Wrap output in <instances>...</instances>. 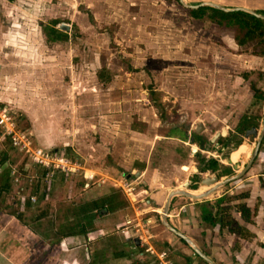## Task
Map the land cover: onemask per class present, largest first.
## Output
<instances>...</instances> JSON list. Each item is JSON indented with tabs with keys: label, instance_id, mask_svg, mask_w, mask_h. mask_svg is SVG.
I'll list each match as a JSON object with an SVG mask.
<instances>
[{
	"label": "rangeland",
	"instance_id": "1",
	"mask_svg": "<svg viewBox=\"0 0 264 264\" xmlns=\"http://www.w3.org/2000/svg\"><path fill=\"white\" fill-rule=\"evenodd\" d=\"M49 19H57L58 28L60 24L68 26L64 30L67 39L45 48H38L37 44L29 48L27 44L26 51L33 49L27 53L32 55V63L28 65L33 64V55H41V62L60 65V71L51 70L55 78L74 80L76 85L73 96L66 92L62 100L69 114L59 132L62 134L57 142L45 149L61 148L63 156L77 161L83 168L92 169L103 182L83 188L82 170L66 176L55 170L48 179V197L35 204L38 206L35 212L71 217L74 222L56 223L59 226L56 229L49 219L51 217L45 216L42 223L26 225L55 244L70 230L83 235L81 227L96 229L94 221L102 220L103 225L100 223L97 230L106 235L103 241H95L93 245V248L96 245L102 248L99 249L101 262H96L95 258L92 264H124L127 261L129 264H156L154 254L143 252L138 255L143 247L131 248L132 243L130 245L126 239L135 237L132 229L121 230L122 225L117 227L124 214L132 218L134 209L145 207L136 201L139 185L135 187L133 184L135 193L129 199L118 182L125 178L123 173L144 170L146 179L157 178V185L165 181V187L187 189L202 185L203 177L215 176L221 180L236 173L248 160L256 141V136L245 137V130L237 127L239 119L248 116L254 123L252 126L260 129L263 100L256 99L253 93L254 89L264 91V70H260L264 63L251 57L249 45L225 46L218 30L192 19L188 10L176 0H0V27H3V31L0 30V59L13 51L9 40L14 34L19 39L23 35L26 40H43L39 24L44 25ZM13 23H17L16 26ZM71 55H74L72 66L69 65ZM50 66L53 69V65ZM53 97L57 96L50 94L46 99L52 101ZM57 105L51 106L60 109ZM56 112L51 111L49 123L52 126L64 118ZM12 115L19 129L32 131L19 113ZM70 116L73 121L68 119ZM198 124L202 128L196 132ZM221 129L226 131L225 135L217 137L209 144L208 150H204L207 140ZM71 138L75 139L71 145L74 143L81 151L67 146L62 148L63 143L70 142ZM192 138L198 139L200 144L190 140ZM95 142L101 147L100 154L91 149ZM7 144L1 136V177L5 178L10 166L24 175V165L26 176L41 183L43 169L27 166L22 154ZM239 147L243 150L236 154ZM192 149L208 163L216 161V169H205V161L199 164L194 161ZM106 153L112 160H105L104 156L99 158ZM230 155L237 156L234 163H231ZM113 158L125 167L118 166ZM263 160L264 143L259 146L250 168L240 178L217 189V194L209 197L227 192L224 197L230 199L257 187V181H264L257 175L264 171L261 168ZM184 161L193 166L194 171L192 168L182 170L180 166ZM107 164L113 167L108 168ZM227 171L230 174L221 177ZM174 205L178 207L179 203ZM152 215L156 219L154 226L145 221ZM141 218L146 235L164 228L158 214L149 207L146 212L142 211ZM170 220L175 222V219ZM97 237L99 235L95 234L94 239ZM161 239L151 236L148 242L156 252L164 250L173 264L187 262L181 258L180 248H170ZM151 241H157L156 245ZM183 244L186 243L177 242L185 248ZM108 248L109 252L117 250L118 257L105 259L111 257V254L106 256ZM196 264L203 263L197 260Z\"/></svg>",
	"mask_w": 264,
	"mask_h": 264
},
{
	"label": "crops",
	"instance_id": "2",
	"mask_svg": "<svg viewBox=\"0 0 264 264\" xmlns=\"http://www.w3.org/2000/svg\"><path fill=\"white\" fill-rule=\"evenodd\" d=\"M176 1L179 3L178 0ZM184 2L188 4H198L201 2L214 3L225 8L242 7L250 9L255 13L264 15V0H184ZM200 7H204L201 11V16L194 17L190 14L191 18L201 21V24L207 26L208 28L218 30L220 34V40L222 39L225 46L241 47L249 45V47H252V45L256 43V39H253L245 42L242 45L238 44L237 40L235 39L234 28L212 22L210 16L213 15V12L210 8L213 7L208 5ZM185 8L187 10L191 9L188 7ZM2 23L4 24V22H1V24ZM13 24L16 26L17 23ZM67 27V25L60 24L59 28H57L61 31H64L67 29ZM0 30L3 31V27H0ZM40 33L43 35V40L40 41L34 38L26 40L23 38V35L19 39L16 34H14L9 40V42H12L11 44H13V51L11 54H5L3 58L0 59V107H6L9 110L12 118H14L12 114L17 115L19 113V116L23 117L29 127H31L32 131L27 132L32 137V141L42 148L49 149L48 147L50 144L57 142L58 138L61 136L62 133L60 134L59 132L61 131L62 124L63 122H66L67 118L65 117L69 115L65 109L66 105L62 100L65 99L66 92H69L73 96L72 93L74 92V85H76V83L74 80L64 81V78L57 76L55 78V76H53L54 73L52 75L51 70L57 69V71H60V65H56L55 62L53 64L46 61L41 62V55H38L39 57L37 55H33V64L28 65L32 63V61H30L32 55L28 56L27 53H29L28 50L30 53L33 51V49H29L32 48L33 45L37 44V46H39L38 48H45L46 46L50 47L49 44H53L54 46L55 44L59 43L46 41L43 32V24H39V34ZM27 44H29V48L26 51L25 49L28 47L26 46ZM250 55L256 60H261V63H264V56H256L253 54ZM73 56L74 55H71V61L69 65L73 64ZM55 58L56 57H49V59H54L57 61L58 59ZM43 59L46 60V57L43 56ZM50 65H53V69ZM260 70H264V68H261ZM94 77L97 80V77ZM50 94H54L55 96L59 97V99H54L57 97H53L52 101L48 98L46 99V97H48ZM61 102L62 106H60ZM52 104L53 106L58 104L57 108L60 109L55 110V108L51 106ZM34 106H37V108ZM63 109H65V111H63ZM51 111H57L59 114L64 115V118L61 119L59 124L54 125L55 127L49 123V120L52 116ZM68 119L72 120V117L70 116ZM13 120L16 122L15 118ZM95 121L93 123H95ZM70 123L72 126V122ZM53 128L58 134H56ZM62 130L65 131V128H62ZM1 136L2 135L0 134V138ZM2 137L6 139V137ZM73 140L75 139L73 138L70 142L65 141L66 143H63L62 148L67 146L72 149L75 148L77 151H81L79 146L77 147V145H74V143L71 145ZM190 140H192L197 145L200 144L198 139L192 138ZM6 143H8L7 139ZM7 145L11 149L9 143ZM59 147L61 146L59 145ZM100 148L97 142L91 146V149H95L96 151L98 150L99 154L101 153ZM50 150L55 153L59 151L60 155H65L61 148L51 147ZM194 153L195 149H192L191 155L193 156ZM238 153L239 152L236 154ZM103 156L105 160L110 158L109 153L100 155L99 158ZM113 160L118 166H121L122 168L125 167L120 165L121 163L116 162L114 158ZM182 163L184 164L180 166L182 170L187 171L189 168H192L194 171L193 166H190V164H187L185 161ZM26 165L32 167L29 163ZM111 165L112 164H107L108 168L113 167ZM10 170L11 169H9V172L7 170L5 178H2L0 175V183L6 182L7 186L0 192V264H92L95 258L96 262L97 260L98 262H101L99 251L100 247L96 245L93 248V245L95 244V241L100 240L101 242L104 240L106 233L101 235L104 232L102 230H97V227H100V223L102 224L103 221L95 220L94 223L96 229H88L83 233V235L76 233L73 231L74 229L70 230V232L63 234V237H60L57 243L51 244L47 237L43 238L45 236L35 233L26 224L30 223L32 225H37L42 223L45 216H47V218L51 217L49 219L52 220L53 227L59 229V226L56 223L66 224V221L68 223H73L74 221H71V217L67 218L66 216L60 217L57 214H47L46 211L35 212V209L38 207L35 204L37 202H43L48 197L50 189L49 181L47 183H44L43 180L41 183L39 181H34V183H32L33 185H28L24 192L17 193L19 186L23 185L22 183H24L23 179L28 174L26 166L23 165L24 175L20 174L17 170V175L19 177L18 183H14L12 181ZM41 174H44V170ZM63 174L64 176L68 175V173ZM123 175V177L126 178L123 179L131 182L135 185V187L139 185L140 188H138L140 190H138L136 194L139 195L137 197L138 202H141L145 206L142 208V211L146 212V208L149 207L150 210L154 212V214H158L159 216L160 210L168 192L173 189L168 186L165 187V181L158 182L157 185V178L154 176L150 177V179H146L144 170H131L130 174L123 173ZM257 175L264 180V173L262 171ZM36 176L39 177L40 174ZM224 176L226 175H222L221 177ZM257 182V187H253L245 192L247 193L246 196H234L231 197L230 200L228 199L227 202L220 204V206L223 205L229 207L228 210H224L220 214L219 218L222 225L215 223L211 226L205 220L201 219V209L199 207V203L203 200H208L211 203L213 202L211 198L216 199L220 196L227 197V192L222 193L221 195H215V197H209L213 196L214 193L217 194V190L209 194L207 197L199 200H192L181 195L172 196L168 207L167 222L175 229L188 236L192 242L212 260L214 264H264V181ZM208 188L209 186L202 184L198 187L191 186V188L182 190H186L190 193H200ZM29 195L34 196V202H31L28 199ZM173 202L174 204L179 203V206L176 207ZM242 205H245L249 211L247 220H243L240 216V209ZM49 206H51V203H49ZM14 213H16L17 216H14ZM224 213L227 215L225 214L224 216ZM125 215L127 214H124V216ZM228 218L234 219L240 226H243L249 232L250 236L243 238L232 232H229L227 230V226L223 223L227 221ZM146 219L154 226V222L156 220L154 219V215L147 216ZM170 219H175V222L171 223ZM122 224L123 220L117 225V227L120 228ZM95 234L99 235V237L96 239H94ZM152 236L153 238H162L161 240H164L163 244H166V246H169L170 248L171 246H175L174 248H180L179 250L182 254L181 258H185L187 261L185 264H196V261L199 260L198 257L193 254L192 250L187 244H183V246H186L185 248H181L179 245H177V242L181 241L165 227L158 229L156 233H152ZM126 240H129L130 245L134 242L133 238H128ZM151 242L156 245L155 242L157 241ZM106 250L108 251L106 256L111 254V257H105V259L114 260V258L118 257L117 255H119L117 254V250H111L110 252L109 248ZM187 256H189L190 259L187 258ZM124 264H129V261L125 262Z\"/></svg>",
	"mask_w": 264,
	"mask_h": 264
},
{
	"label": "built area",
	"instance_id": "3",
	"mask_svg": "<svg viewBox=\"0 0 264 264\" xmlns=\"http://www.w3.org/2000/svg\"><path fill=\"white\" fill-rule=\"evenodd\" d=\"M0 134L6 137L11 148L17 149L22 154L27 163L34 167L39 166L44 170V174L41 176L43 182L47 183L55 170L65 174H76L82 170L81 176L84 180L82 183L83 188L89 187L90 184L98 186L103 182L92 169L83 168L77 161L35 144L27 131L19 129L6 107H0ZM10 174L12 175V181L18 183L19 177L15 167H11ZM34 177L36 178V176ZM32 179L35 181L32 176H25L23 179L24 183L19 186L17 193L24 192L28 185L32 184ZM118 186L122 189L127 198L130 199L134 191L133 184L123 179L118 182ZM28 199L34 202L33 195H29ZM136 201L138 202V200ZM133 214L134 216L132 218L125 215L121 226V230L132 229L135 234V237H133L135 243H132L131 248L139 249L143 247L139 249L141 251H138V255H142L143 252L154 254L156 256V264H173L167 259L164 250L156 252L155 249H153L154 247L149 244L148 238L152 235H146L143 231L144 224L141 218L142 209H134ZM145 221L148 222L147 219H145ZM178 264H185V262Z\"/></svg>",
	"mask_w": 264,
	"mask_h": 264
},
{
	"label": "trees",
	"instance_id": "4",
	"mask_svg": "<svg viewBox=\"0 0 264 264\" xmlns=\"http://www.w3.org/2000/svg\"><path fill=\"white\" fill-rule=\"evenodd\" d=\"M204 7H200L197 9H188L189 13L194 17L201 16V11ZM213 12V15L210 16L212 22H215L219 25H223L226 27L234 28L235 31V39L237 40L238 44H244L245 42H248L250 40L256 39V43L252 45L251 48V54L256 56H264V20L256 18L246 12L243 11H234V12H223L218 9L210 8ZM216 16V17H214ZM57 19H49L48 23L43 25V32L44 36L47 42H61L66 41L67 35L64 31H61L57 27H55L58 24ZM260 74V73H259ZM253 96L256 99L263 100L264 99V91L254 89ZM254 123L250 121L248 116H241L237 123V127L243 130H246L250 128ZM24 130V129H22ZM217 142L219 143V139H217ZM264 143V136L261 140L260 147ZM224 146V145H223ZM222 146V147H223ZM194 161H196L198 164L203 163L205 161L204 157L200 156L198 152H195L193 154ZM205 169H216V161L211 160L208 163V160L205 161ZM262 167L264 170V160L262 163ZM228 169V168H227ZM264 173V171H263ZM230 174L229 171L221 174L222 175H228ZM195 178L194 176L192 177ZM6 182L0 183V192L5 189ZM263 188H264V182H263ZM247 193H243L240 196H246ZM229 198H225L224 196H220L216 199H214L213 202H209L208 200H203L199 203V207L201 209V219L205 220L209 225H214L215 223H218L219 225H222L220 223V214L224 210H228V206H220L221 203L227 202ZM231 199V198H230ZM229 199V200H230ZM249 214L248 209L245 207V205L241 206L240 209V216L243 220H247V215ZM227 226V230L229 232H232L236 234L239 237H248L249 232L243 227L240 226L234 219L228 218L227 221L223 222ZM80 231L86 232V230L81 227ZM182 243H184L183 240L178 238ZM186 245V244H185ZM119 254V253H117ZM197 256V255H196ZM198 257V256H197ZM199 258V257H198ZM199 260L204 264L205 262L199 258ZM206 264V263H205Z\"/></svg>",
	"mask_w": 264,
	"mask_h": 264
},
{
	"label": "water",
	"instance_id": "5",
	"mask_svg": "<svg viewBox=\"0 0 264 264\" xmlns=\"http://www.w3.org/2000/svg\"><path fill=\"white\" fill-rule=\"evenodd\" d=\"M179 3L181 5H183L184 7H188L191 9L194 8H198L200 6H204V5H208L211 6L213 8L216 9H220L222 11H237V10H241V11H245L255 17L264 19V15L262 14H258L255 13L254 11L247 9V8H242V7H234V8H225V7H221L217 4L214 3H205V2H201L198 4H188L185 3L184 0H178ZM201 129V125L198 124L195 127V131L198 132ZM226 133V131L224 129H221L220 132L218 133H214L207 141L206 146L204 147V150H207L208 145L210 143H213L214 140L218 137V136H224ZM248 135H253L256 136V141L254 144V147L251 151V154L248 158V160L246 161V163L244 164V166L239 169L236 173H234L233 175H229L221 180L217 179V177L215 176H209V177H203L201 179V183L209 186L208 189H206L205 191H202L200 193L194 194V193H190L186 190H182V189H173L171 191L168 192L167 197L163 203V206L160 210V215H159V221L160 223L171 233H173L175 236H177L178 238H180L181 240H183L192 250L193 254L197 255L199 258H201L205 263L207 264H214L212 262V260L205 254L203 253L193 242L192 240L186 236L185 234H183L182 232L178 231L177 229H175L173 226H171L168 222H167V214H168V207H169V202L172 196L174 195H181L187 198H190L192 200H199L202 199L204 197H207L209 194H211L212 192H214L215 190L221 188L222 186L240 178L251 166L252 162L254 161L255 157L258 154V149L261 143V140L264 136V99L262 102V108H261V123H260V129L257 130L256 127L251 126L250 128L246 129L244 131V136L247 137ZM243 150V147H239L236 151L240 152ZM235 151V152H236ZM237 157V156H236ZM235 157V158H236ZM230 161L234 162V160L231 159V155H230Z\"/></svg>",
	"mask_w": 264,
	"mask_h": 264
},
{
	"label": "bare ground",
	"instance_id": "6",
	"mask_svg": "<svg viewBox=\"0 0 264 264\" xmlns=\"http://www.w3.org/2000/svg\"><path fill=\"white\" fill-rule=\"evenodd\" d=\"M231 159H232V160H234L235 158H234V157H232ZM192 193H194V194H197V193H199V192H192Z\"/></svg>",
	"mask_w": 264,
	"mask_h": 264
}]
</instances>
